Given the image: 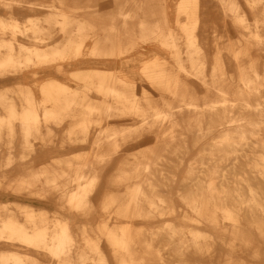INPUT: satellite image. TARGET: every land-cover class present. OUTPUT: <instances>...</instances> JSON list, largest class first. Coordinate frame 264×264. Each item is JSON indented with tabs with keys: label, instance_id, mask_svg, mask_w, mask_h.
Instances as JSON below:
<instances>
[{
	"label": "bare ground",
	"instance_id": "1",
	"mask_svg": "<svg viewBox=\"0 0 264 264\" xmlns=\"http://www.w3.org/2000/svg\"><path fill=\"white\" fill-rule=\"evenodd\" d=\"M0 264H264V0H0Z\"/></svg>",
	"mask_w": 264,
	"mask_h": 264
},
{
	"label": "rangeland",
	"instance_id": "2",
	"mask_svg": "<svg viewBox=\"0 0 264 264\" xmlns=\"http://www.w3.org/2000/svg\"><path fill=\"white\" fill-rule=\"evenodd\" d=\"M216 6H217V5H216ZM216 6L210 2V10H211V11H215L214 13H218L219 15H221V14H220L219 7H218V6L216 7ZM169 15L172 17V15H171L170 13H169ZM150 55H151V54H147V55H146V58H147V57H150ZM158 55L166 56V57L168 56V54H167L166 52H161V53H159Z\"/></svg>",
	"mask_w": 264,
	"mask_h": 264
}]
</instances>
